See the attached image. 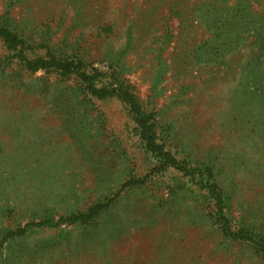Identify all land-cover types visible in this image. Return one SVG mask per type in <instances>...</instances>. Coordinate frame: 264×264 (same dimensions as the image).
<instances>
[{"label": "rangeland", "instance_id": "obj_1", "mask_svg": "<svg viewBox=\"0 0 264 264\" xmlns=\"http://www.w3.org/2000/svg\"><path fill=\"white\" fill-rule=\"evenodd\" d=\"M0 25V264H264L220 232L264 235V0H0Z\"/></svg>", "mask_w": 264, "mask_h": 264}, {"label": "trees", "instance_id": "obj_2", "mask_svg": "<svg viewBox=\"0 0 264 264\" xmlns=\"http://www.w3.org/2000/svg\"><path fill=\"white\" fill-rule=\"evenodd\" d=\"M16 37L17 36L13 31L7 29L3 25H0V40L2 41L3 44H5L7 47L9 45L13 46L15 43L18 42ZM29 61L30 60H26L25 63L27 62L29 64ZM32 62H33L32 63L33 70L36 68H49V67H51L52 69H60L63 71L68 70L67 65H60L56 63L53 59H51L50 61L43 59H35ZM84 80L86 81L87 84L86 85L87 90L96 99H103L110 95L118 96L121 99H123L124 102L127 104L128 110L131 113L132 118L140 131L141 137L145 140L146 144L150 146V149L156 152L159 150L160 152L161 148L153 143V136L150 130L152 124L149 121L150 115L138 105V103L135 100V97L132 94L127 93L126 91H122L120 89H106L105 87H94L90 83V76L89 77L84 76ZM160 156L162 160L167 162H172V159H170V157L167 156V154L165 155L160 154ZM206 175L207 176L209 175L208 171ZM219 204H221V198L219 197V195H217L215 206H217L218 211H220ZM78 216L82 218L81 215H76L74 218H77ZM241 230H242L241 228L233 229L230 227L222 226L220 232L224 239H230L231 242L232 241L247 242L248 245L251 243L253 252L264 261V235L253 234L251 232L244 230L248 234L246 235L245 233H242Z\"/></svg>", "mask_w": 264, "mask_h": 264}]
</instances>
